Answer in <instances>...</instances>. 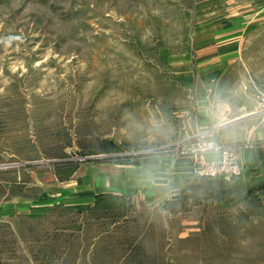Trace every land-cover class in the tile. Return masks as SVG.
Returning a JSON list of instances; mask_svg holds the SVG:
<instances>
[{
	"label": "rangeland",
	"instance_id": "1",
	"mask_svg": "<svg viewBox=\"0 0 264 264\" xmlns=\"http://www.w3.org/2000/svg\"><path fill=\"white\" fill-rule=\"evenodd\" d=\"M236 2L247 11L248 0ZM214 9L211 0H0V264H264V181L251 184L236 154L241 175L202 174L204 152L193 148L175 175L189 149L169 142L174 113L196 93L197 70L183 63ZM104 162L134 176L160 168L173 189L157 202L130 192L84 207L47 194L76 167Z\"/></svg>",
	"mask_w": 264,
	"mask_h": 264
},
{
	"label": "crops",
	"instance_id": "2",
	"mask_svg": "<svg viewBox=\"0 0 264 264\" xmlns=\"http://www.w3.org/2000/svg\"><path fill=\"white\" fill-rule=\"evenodd\" d=\"M211 1L218 6L212 12L214 25L198 34L203 42L193 58L183 63L187 71L197 70L193 72L196 93L192 108L174 113L178 122L171 129L174 138L169 142L174 148L189 149L187 155L176 157L175 175L180 176L190 166L196 156L191 142L201 136L217 146L203 153L206 159H217L219 148H229L245 165L249 182L259 184L264 181V112L259 110L256 91L264 87V0H248L246 12V5L242 7L237 0ZM172 116L166 117V128L173 125ZM158 169L150 175L134 176L126 166L86 163L64 179L62 191L47 194L72 207L92 205L100 196L130 192L134 202H157L173 189L168 186L172 178ZM156 177H165L167 182H155Z\"/></svg>",
	"mask_w": 264,
	"mask_h": 264
},
{
	"label": "built area",
	"instance_id": "3",
	"mask_svg": "<svg viewBox=\"0 0 264 264\" xmlns=\"http://www.w3.org/2000/svg\"><path fill=\"white\" fill-rule=\"evenodd\" d=\"M257 103L259 110L264 112V87L257 91ZM192 148L199 153L216 149V144L206 139L193 141ZM221 153L217 159H205L202 155L195 157L198 171L208 176H239L242 174V167L237 156L229 148H219Z\"/></svg>",
	"mask_w": 264,
	"mask_h": 264
},
{
	"label": "water",
	"instance_id": "4",
	"mask_svg": "<svg viewBox=\"0 0 264 264\" xmlns=\"http://www.w3.org/2000/svg\"><path fill=\"white\" fill-rule=\"evenodd\" d=\"M154 181L155 182H167V178L165 177H156L154 178ZM176 193H174V196H175Z\"/></svg>",
	"mask_w": 264,
	"mask_h": 264
}]
</instances>
